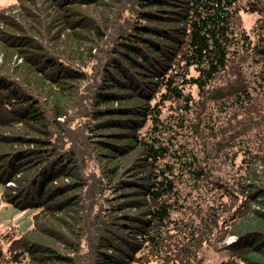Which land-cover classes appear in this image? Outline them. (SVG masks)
<instances>
[{
  "label": "trees",
  "instance_id": "trees-1",
  "mask_svg": "<svg viewBox=\"0 0 264 264\" xmlns=\"http://www.w3.org/2000/svg\"><path fill=\"white\" fill-rule=\"evenodd\" d=\"M238 1L14 0L0 8V144L6 146L0 147V199L23 213L35 210L30 226L38 235L35 240L29 230L10 239L6 253L0 242V264H147L156 257L161 264H194L214 228L230 255L220 264H264V8L248 2L262 16L255 22V39L244 42ZM96 41V47L88 44ZM98 49L103 63L89 75L84 59ZM237 56L260 65L253 70L254 96L246 77L235 72ZM191 67L196 74L188 76ZM228 67L240 87L222 97L234 98L239 111L254 109L261 133L254 143H243L233 181L212 176L192 159L183 173L197 190L218 196L215 204L204 197L201 205L179 203L169 160L179 164L170 146L180 134L160 119L161 107L173 100L187 109L185 85L215 97L218 89L211 85ZM86 79L91 111L80 125L109 118L100 131L122 125L117 139L128 140L123 147H115L108 135L85 142L90 150L97 145L108 153L96 179L79 172L72 142L64 150L22 135H46L43 129L55 118L72 122L75 111L68 118L59 103H70ZM41 81L59 90L52 101L39 91ZM116 117L123 124H115ZM95 123L89 131L98 130ZM17 129L24 132L13 133ZM61 176L73 180L58 182ZM75 187L72 196L68 192ZM94 198L96 205L90 203ZM55 200L63 204L54 206ZM229 235L231 244L225 242Z\"/></svg>",
  "mask_w": 264,
  "mask_h": 264
},
{
  "label": "rangeland",
  "instance_id": "rangeland-1",
  "mask_svg": "<svg viewBox=\"0 0 264 264\" xmlns=\"http://www.w3.org/2000/svg\"><path fill=\"white\" fill-rule=\"evenodd\" d=\"M13 1L14 0H0V8L12 3ZM249 1L250 0L238 1V4L241 5L240 10L238 11L240 19L239 30H242L240 40L244 42H247V38L251 39L252 41L255 39L256 35L253 31L255 22L262 16L260 13L250 10V5L248 4ZM254 2L255 4H258V6L264 8V0H255ZM110 9H112V7H110ZM123 16L127 18L129 16L128 12H125ZM108 31L110 32L112 31V29H108ZM88 44L95 47L96 44L99 45L97 41L93 43L90 42ZM103 57V52H101V50L98 49L97 51L93 52L92 55L88 57V60H86V58L84 59V70H86L89 75H93L94 69L96 67H100L101 62L103 63ZM243 58L244 57L242 56H237L234 60L233 65H237L235 67L237 68L235 72L240 71L241 73L239 74L246 77L249 84V86H247L249 94L254 96L255 90L256 88H258V85H254L255 77L253 70H256V66L258 68V66L260 65L258 63L254 64L251 58L247 60L245 59L244 61ZM72 64L78 70L80 69L74 63ZM232 70L233 68L231 67L226 68L224 71H222V73L219 74L218 79H216L214 84L211 85V87L213 86V88L211 89H218L215 97L210 95L211 92L201 94V91L198 90L196 86L185 85V90L183 92L190 95L189 99H187V101L185 102V104H187L188 106L187 109H183V107L180 106L181 103H179L180 105H178V103L173 100H165L164 105L161 107V113L159 116L160 119L164 120L165 123H171V129H174L177 133L180 134L177 135V139H175V142H171L170 146L171 151L177 153L179 164H177L176 159H172V161L169 160L171 163L174 162L173 165H175L173 176H175L174 184L178 185V189L180 190V193L178 192L179 203H181L182 200H185V202L183 201L182 203L201 205V197H204L207 203L215 204L214 200H216L218 196V193H215L213 196L212 192L210 193L209 190H197L195 183L193 186V182L189 180L188 175L183 173L182 168L187 169V167L189 166V162L192 161V159L196 157L198 159V161H195L196 165L199 162V164L204 167L202 169L210 172L212 176H219L220 178L226 179L228 181H233L240 161L243 157V150L241 149L243 143H254L252 141L256 140V135L261 133L260 128H256L254 122V120L258 118V113H255L254 109H250V112L248 113L244 112V110L239 111L237 105L234 102V98H232L231 96L230 98H227L228 95L225 94L234 92L235 89L240 87L238 85L236 87V82H238L237 76L235 75L236 73H234V71L232 73ZM195 74V69L191 67L189 69L188 76H193ZM89 82L90 81L86 79L85 81H81L78 83L79 94H73L69 100L70 103H59V107H62L63 111L68 114V118H71L74 111V114L79 115V117L74 115L72 118V122L64 121L63 118H55L52 120L51 124H48L43 129L46 135H41L40 133H23L24 130L22 131L18 129L16 131L13 130L14 132H10H16L20 135L23 133L22 135L24 136H29V138L34 139L37 138L45 141L46 143L47 141H49L50 143L56 142V145L60 144L64 150L70 147V143L72 142L76 146L74 147L75 156L73 157L74 159H72L76 160V165L80 169L79 172L96 179V177L101 178L103 175V167L105 162H107V159L105 160V157L108 155V153H106L107 151L98 148L97 145L93 146V150H90L89 146L87 148L85 147V142L99 141L100 139H103L104 136L107 137L108 135L109 137L114 138L112 139V144H114L115 147H119L124 143V141L128 140L126 138L117 139L122 136V125H119L120 127L114 129H107L105 132L100 131V128L109 122V118L102 117L101 119L97 120L96 123L91 121L92 123H89L87 125L86 122L84 124H82V122L80 125V123L78 122L80 121V119L83 118V121H87L89 117L87 114L86 116L84 114L86 110L90 109L92 102L91 97L89 96L91 88ZM39 84V91L43 89V91L47 92L48 95H46V93H44V95H46L47 99L49 98L48 100L52 101L51 98L53 96V91L58 92L59 90L56 87L47 89L46 87L48 86V83L43 81L39 82ZM72 84L73 86H75L74 83ZM223 95L227 97H222ZM58 123H62L63 126L61 129L57 128L59 125ZM94 123L98 130L89 131L94 127ZM262 123L264 128L263 120ZM115 124H123L121 118L116 117ZM179 125H181V127H178ZM54 136L56 139L54 138ZM2 138L8 137L1 136V139ZM63 141H67V143L65 144L63 143ZM0 147L1 150L6 148V146H1V144ZM111 147L114 146L112 145ZM18 149L19 148H17V150ZM72 152L74 153L73 150ZM100 152L102 157H99L98 155L100 154ZM67 153H69V150ZM68 167L71 168L72 166ZM79 169L74 168L75 172L72 175H77V173H79L77 170ZM117 169L118 171L121 170V168ZM126 173L127 172L125 171V174ZM118 175L119 172L116 175L117 181L119 180ZM72 177L73 176L65 178L64 176H61L58 179V182H64L66 180L71 181L73 180ZM185 180L187 182H183ZM191 184L193 187L189 188V185ZM76 189L77 188L75 187L68 193L74 196ZM1 191L2 186L0 185V194ZM188 193L189 195L186 196ZM95 200L96 198H94L93 202L90 203L96 205L98 203V200L96 203ZM225 200L226 197H223L222 201ZM62 204L63 200H55L54 202V206H59ZM82 204L87 205L88 200H85L84 202H82ZM95 209L93 213L95 212ZM248 211L249 210H247V213ZM260 211L263 210H261L260 208ZM34 213L35 210H29L23 213V211L19 210L18 208H14L9 205L6 206L0 199V242L4 253L7 252L10 239H16L20 235H27V233H29L30 231H33L30 233V236L33 235L32 237L37 240L36 238H38V235H36L35 238L36 231H34V228L32 227L33 225L30 226ZM178 216V214L174 213V217ZM94 222L96 223V225H98L95 220ZM11 232L13 233L11 234ZM216 232H220V230L218 231L217 228H214L212 234L210 235L209 242H204L202 244L200 250H198L197 252V260L194 264H220V262L225 261L229 258V252L222 248V242L220 243L217 241L218 235ZM4 233H8L11 236L5 237L3 236ZM102 233H104V231H102ZM233 241L234 236L232 235H229L225 239V242L227 244H231ZM85 247L86 246L84 240H81L79 249L83 250V248L85 249ZM161 260V257L151 258L147 264H161ZM257 260L258 259L256 257V261Z\"/></svg>",
  "mask_w": 264,
  "mask_h": 264
}]
</instances>
